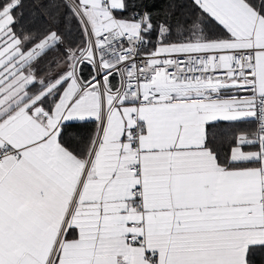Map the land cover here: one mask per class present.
Here are the masks:
<instances>
[{
	"label": "snow or ice",
	"instance_id": "6c2138e0",
	"mask_svg": "<svg viewBox=\"0 0 264 264\" xmlns=\"http://www.w3.org/2000/svg\"><path fill=\"white\" fill-rule=\"evenodd\" d=\"M21 8L0 0V264H264V0Z\"/></svg>",
	"mask_w": 264,
	"mask_h": 264
},
{
	"label": "trees",
	"instance_id": "16d2710c",
	"mask_svg": "<svg viewBox=\"0 0 264 264\" xmlns=\"http://www.w3.org/2000/svg\"><path fill=\"white\" fill-rule=\"evenodd\" d=\"M18 11H23L24 18L27 19L31 11V0H22V8L18 9ZM89 71H90V68L86 66L84 69L83 75L87 76Z\"/></svg>",
	"mask_w": 264,
	"mask_h": 264
}]
</instances>
